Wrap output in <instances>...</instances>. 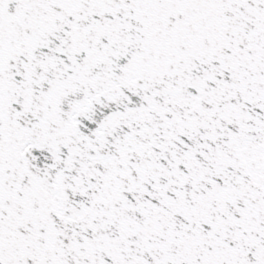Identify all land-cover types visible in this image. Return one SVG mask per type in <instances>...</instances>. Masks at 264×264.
I'll use <instances>...</instances> for the list:
<instances>
[{"label":"snow or ice","instance_id":"6c2138e0","mask_svg":"<svg viewBox=\"0 0 264 264\" xmlns=\"http://www.w3.org/2000/svg\"><path fill=\"white\" fill-rule=\"evenodd\" d=\"M0 264H264V0H0Z\"/></svg>","mask_w":264,"mask_h":264}]
</instances>
